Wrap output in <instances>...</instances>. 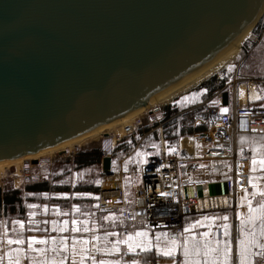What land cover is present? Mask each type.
I'll list each match as a JSON object with an SVG mask.
<instances>
[{
	"label": "water",
	"instance_id": "95a60500",
	"mask_svg": "<svg viewBox=\"0 0 264 264\" xmlns=\"http://www.w3.org/2000/svg\"><path fill=\"white\" fill-rule=\"evenodd\" d=\"M263 12L264 0H0V165L149 109Z\"/></svg>",
	"mask_w": 264,
	"mask_h": 264
},
{
	"label": "built area",
	"instance_id": "2783aa9c",
	"mask_svg": "<svg viewBox=\"0 0 264 264\" xmlns=\"http://www.w3.org/2000/svg\"><path fill=\"white\" fill-rule=\"evenodd\" d=\"M261 31L254 33L246 39L251 45L261 46V56L264 61V12L261 17ZM251 50L244 49L245 57L250 55ZM251 83H264V79L256 77L247 78ZM234 84V83H233ZM236 82L227 89L230 93L236 95ZM226 87L216 92L208 101L195 105L194 107L168 118L164 109V104L150 107L147 114L150 124L157 125L161 131V150L150 158L147 163L140 167L134 166L137 174L140 176V183L135 189V195L132 202L129 203L122 178L117 179L115 172L109 178H116L113 186L103 188L98 197L96 207L101 212H116L117 220L114 223L123 225L122 234L127 236L138 230L146 231L151 235L150 240L154 249L156 244V233L167 232L175 235L183 231L184 220L188 216L199 215L206 212H217L225 209H231L236 213L237 205V170L236 161L238 156L247 154L246 147H238L239 137L243 135L260 134L264 136V106L252 102H241L234 104L232 109L227 112H221L223 108V94ZM189 113L190 120L195 126L197 122H202L206 126L205 131L199 134L195 141L201 143L207 148V151L196 149L195 142L193 150H189L187 145L183 144V138L179 143L178 154H168L166 144L163 139V126L177 118ZM141 115L123 128V138L134 135L145 125V120ZM118 136L117 138H119ZM114 148H108L105 139H103L102 157H108L117 161L113 157ZM221 152L229 155L231 161L229 169L231 170L223 179L225 192L216 193L213 191V185L217 183V177L213 174L214 162L217 161L215 155L210 153ZM77 154V153H76ZM75 152L68 153L67 156L74 157ZM55 156H43L37 160H26L20 169V176L25 183H42L48 180V177L42 173L35 172L34 167L44 168L51 165ZM36 161V163H34ZM204 165V167H201ZM194 178V179H193ZM189 180L192 182L190 183ZM202 181V183H196ZM165 193L166 195H161ZM213 233H217L215 230ZM163 239L161 240V244ZM259 251V250H257ZM177 264L181 257L176 253ZM120 264H124L119 261ZM146 264H171L166 262L162 255H157L155 251L154 258ZM254 264H264L259 257H254Z\"/></svg>",
	"mask_w": 264,
	"mask_h": 264
},
{
	"label": "crops",
	"instance_id": "0c3cea01",
	"mask_svg": "<svg viewBox=\"0 0 264 264\" xmlns=\"http://www.w3.org/2000/svg\"><path fill=\"white\" fill-rule=\"evenodd\" d=\"M253 78V77H252ZM245 99L247 102H252L255 104H259L264 106V83H251L248 81ZM263 84V85H260ZM245 85V84H244ZM259 88V89H258ZM219 91V90H218ZM217 91V92H218ZM200 103L195 104L199 105L208 101L212 96L208 98L202 97L206 90H201ZM228 92V91H225ZM228 98V105L223 108H227L230 111L234 104L238 103L239 100H242V93L239 89L237 90L236 95L234 93H230ZM193 105V106H195ZM200 132L199 134H201ZM238 147H246L248 149L247 154L238 156V160L236 161V170H237V185H238V194H237V205H236V213L234 214L231 209H225L217 212H206L199 215L188 216L184 220L183 227L189 224H193L197 220H202L203 217H223L225 215L228 216L227 223L229 224V239L232 244V254H233V264H235V253L237 247V240L240 238V233L238 229L241 227L240 220L237 219V213L241 214V217L246 216L248 212L247 205L241 203V198L245 195V192L248 193V198L253 201V207L257 205V203L262 199L260 196V191L264 190V170H261L259 165L256 166V170L253 171L252 168V156L253 149L256 150L257 160H259V154L261 151H264V136L260 134H251V135H243L239 137L237 142ZM196 149H200L202 152L207 151V148L201 143L197 142L194 146ZM208 152V151H207ZM213 155L216 156L217 161L214 162L213 166V174L217 177V183L213 185V191L216 193L225 192V185L223 183V179L226 175L231 171L229 166L232 164L231 161L228 160V156L225 153L214 152L211 151ZM116 164V163H115ZM113 164V166L115 165ZM252 176L253 183L256 184V195L253 196V188L252 184L249 183L248 177ZM76 177H74V180ZM194 179V178H193ZM73 185V184H72ZM73 187V186H72ZM80 196L78 193H73V199ZM64 199H68L69 195H63ZM43 198L45 200H50L51 196L49 194H44ZM56 198V196H55ZM62 198V196H60ZM36 207L30 208L33 210H29L28 216L26 219H18L16 221L23 222V227L20 224H15L10 228L3 225V222L0 220L1 231H0V258H3L2 264H8L9 258H15L17 253L14 251L16 248H20L23 251L19 253L20 264H42L44 260H60L61 257H64V264H73V260L76 261V264H79L80 260V245L77 243V254L73 256L72 246L73 240L82 241L87 240V248L88 252L85 253V261L84 264H92L93 259L97 262L100 260L106 261H122L124 264H132L133 261L136 264H146L150 259L154 258L155 249L154 246L149 251H140L137 248L134 252H128L126 244H120L119 247L121 251L119 253H108L105 251L106 249L112 248V242L124 239L126 236L122 234L123 225L115 223L110 224L109 219H105L110 215H107L105 212L100 213L96 211L94 208L93 211L85 212L80 211L77 204H69L68 206H62L60 204L54 203H41L39 206L35 204ZM73 206H75L78 211L73 210ZM96 207V204H94ZM97 208V207H96ZM112 213V212H110ZM75 219L78 222H86L78 223L77 227L83 229L84 227L88 228V231H79L72 232V224L71 221ZM63 221H68V224L63 225ZM208 221H203V224H208ZM211 235L216 239H225L223 235L222 227H218L225 223L222 219H216L212 221ZM60 227H66L65 231H58L57 229ZM184 229V228H183ZM217 233H213L214 231ZM257 230H259V225L257 224ZM142 231V230H138ZM194 233H200L204 231H208L207 227L196 226L192 230ZM106 233H115L116 235H106ZM148 233V232H147ZM149 238L151 235L148 233ZM29 237H35L37 241L45 240L47 243L39 244L34 243L33 249H48L46 253H41L38 251H31L27 247V242ZM93 237H97V239H93ZM24 240L23 244H10V240L15 239ZM61 238L64 239V242L67 244L68 249L66 252H53L51 251L54 245H59ZM262 242H264V238H261ZM163 244V242H162ZM258 249H254L257 251ZM183 259L180 250L177 252ZM7 254V255H6ZM91 256L92 259L87 258ZM166 262H171V258L165 257L162 255ZM254 259V258H253Z\"/></svg>",
	"mask_w": 264,
	"mask_h": 264
},
{
	"label": "rangeland",
	"instance_id": "374dc122",
	"mask_svg": "<svg viewBox=\"0 0 264 264\" xmlns=\"http://www.w3.org/2000/svg\"><path fill=\"white\" fill-rule=\"evenodd\" d=\"M261 19V18H260ZM261 20L258 21V23L255 25L253 28L254 33L258 34L261 31ZM250 37V36H249ZM248 37V38H249ZM246 38V39H248ZM261 44L259 46L256 45H251V43H247L246 40L242 44V49L239 50L238 54L235 56L233 59L231 65L229 67L227 66L225 69L221 70L218 72L217 75L214 76H222V78L225 80L224 87H226V91L229 92V89L227 87L231 88L235 82H236V89H239L240 85V91L242 93V100L241 102H246L245 99V93L247 88L248 81H239L238 79H249L252 77H256L259 79H264V61L261 56ZM244 49L246 50H251L250 55L248 57H245V52ZM234 83V84H233ZM245 84V85H244ZM263 85V84H260ZM197 88L194 87L187 92L178 95L176 98H174L171 102L166 103L164 105V109L168 107H171L175 105L179 113H183L184 111L194 107L193 105L200 103L202 100H200V94L201 92L197 91ZM259 89V88H258ZM187 97L188 99L185 100L184 98ZM142 116L145 120V125L142 127L140 130H138L134 135L128 136L124 138L122 141L117 142L118 151H113V157L117 158L116 164L112 167L113 172H115V175L118 176L117 179L122 178L123 184L125 187L127 199L130 202H132L134 195H135V189L137 185L140 183V176L137 174L136 170L134 169V166L140 167L144 163H147L151 157L156 156L160 150H161V131L159 127L157 128V125L150 124L147 114H143ZM179 123L182 128L186 129L187 132L183 133L178 139L173 142L167 139V134H166V126L168 123H166L163 126L162 129V135L163 139L166 144V150L168 154H178L179 152V143L182 141L183 138H193L191 141H188L187 143L185 142L184 145H187L189 147V150H193L194 142L195 145L197 144L196 138L199 137V133H197L194 129L197 127V125L202 124V122H197L195 126H192L191 118L189 116V113L185 114L184 116H179ZM120 128H116L111 134H114V132H118ZM192 130V131H190ZM118 133H115L113 136H117ZM105 136L100 135L96 137H91L88 138L81 143L82 145L76 147L75 149L69 150L65 153H59V154H54L53 156L56 155V157L53 158L54 162L44 168H39V167H34L35 172L42 173L46 177H48V180H44L43 182H47L49 184H53L52 177L54 173H58L62 171V167L68 166L71 169V165H69L68 160H71L72 157L67 156L68 153H79L82 150L85 149H90L92 147H99L101 150L102 154V147H103V139ZM106 139V137H105ZM190 142V143H189ZM153 145H156V147H153ZM169 148H174L175 151L170 152L168 149ZM137 152L143 153L142 157H138L136 154ZM143 161V162H142ZM127 162V163H126ZM68 164V165H67ZM23 165V164H22ZM22 165L15 166V165H7L5 166L4 169L0 170V188L2 189H24L28 185H33L37 183H25L23 178H21L20 174V169ZM18 167V168H17ZM125 168H127V171H125ZM69 172V176L65 177L61 181H59L62 184H69L71 185V188L74 187V185L77 182H92L95 186L99 187V195L100 192L103 188H106L107 186H113L116 181V178H109L111 175H105L102 170V163L100 167H93L91 169H85L79 172L72 171ZM74 177L76 179L74 180ZM127 178V179H126ZM96 181H99V183H96ZM42 182V183H43ZM57 181V183H59ZM73 184V185H72ZM73 186V187H72ZM75 193V192H73ZM73 193H64V194H59V193H48L50 196H56L60 197L62 196V199H64L63 195L68 196L69 198L67 200L64 199V201H69L71 202L73 199ZM79 198L81 197H87L86 194H79ZM91 196H94L92 194H89ZM98 195V194H97ZM95 196V203L98 202V196ZM41 200H39L40 202ZM45 202L50 203V200H46ZM38 206L41 204L36 203ZM35 205V204H33ZM96 211L100 210L96 207H94ZM29 210H33L30 209ZM102 213V212H100ZM109 216V222L110 224H115L113 221L117 220L118 216L116 212H107L106 213ZM17 219H13L9 222L6 221V219H2L1 221L3 222V225L10 228L11 226H14L15 223L13 221H16ZM119 224V223H118ZM0 231H1V224H0Z\"/></svg>",
	"mask_w": 264,
	"mask_h": 264
},
{
	"label": "snow or ice",
	"instance_id": "6c2138e0",
	"mask_svg": "<svg viewBox=\"0 0 264 264\" xmlns=\"http://www.w3.org/2000/svg\"><path fill=\"white\" fill-rule=\"evenodd\" d=\"M185 100L188 98L185 97ZM220 111L227 112V108H221ZM156 147V145H153ZM170 152L175 151L174 148L168 149ZM138 157H142L143 153L137 152ZM260 158L257 160L256 150L253 149L252 156V170H256V166L259 165L261 170H264V151H261L259 154ZM143 162V161H142ZM127 163V162H126ZM115 164V161H113ZM204 167V165H201ZM127 171V168H125ZM127 179V178H126ZM253 177L249 176L248 181L252 184L253 192L252 195H256V184L253 183ZM191 183L192 181L189 180ZM99 183V181H96ZM196 183H202V181H196ZM161 195H166L165 193H161ZM260 196L262 199L257 203L255 207H253V201L248 198V193L245 192V195L241 198V203L247 205L248 212L246 216L241 217L240 213H237V219L240 220L241 227L238 229L240 233V238L237 240V247L235 253V264H254V257H259L261 261H264V242H262L261 238H264V190L260 191ZM30 208L36 207V205H29ZM74 211H78V209L73 206ZM108 219V217H105ZM216 219H222L225 221L222 225L218 227H222L223 235L225 239H216L211 235L212 221ZM203 221H208V224H203ZM228 216L225 215L223 217H208L205 216L202 220H197L193 224L186 225L182 232L177 233L175 235H171L167 232H158L156 233V244L155 251L157 255H163L165 257L171 258V264H177L175 259L176 252L179 249L183 259L179 262V264H233V254H232V244L229 239H227L230 235L229 233V224L227 223ZM15 224H20L23 227V222L21 221H13ZM78 223L86 222H78L73 219L71 221L72 232L79 231H88L87 227L83 229L78 228ZM68 221H63V225H67ZM257 224L259 225V230H257ZM196 226L207 227L208 231L194 233L191 230ZM58 231L67 230L66 227H60L57 229ZM106 235H116L115 233H106ZM93 239H97V237H93ZM163 239V244H161V240ZM10 244H23L24 240L15 239L10 240ZM45 244L47 241L39 240L37 241L35 237H29L27 242V247L31 251H38L41 253H46L49 251L48 249H33V244ZM79 243L80 245V260L79 264H84L85 261V253L88 252L87 240L76 241L73 240L72 253L73 256L77 254L76 245ZM126 244L128 252H134L137 248L140 251H149L153 248V243L150 240L148 233L146 231H136L134 233H129L124 239L117 240L112 242V248L106 249L108 253H119L121 251L119 245ZM68 249L67 244L64 242V239L61 238L59 245H54L51 249L53 252H66ZM254 249H258L259 251H254ZM17 253L15 258H9L8 264H20L19 253L23 250L20 248H16L14 250ZM7 255V254H6ZM87 258L92 259L91 256ZM64 257H61L60 260H44L42 264H64ZM3 258H0V264H2ZM73 264H76V261L73 260ZM92 264H120L119 261H106L100 260L96 261L93 259ZM132 264H136L135 261Z\"/></svg>",
	"mask_w": 264,
	"mask_h": 264
},
{
	"label": "trees",
	"instance_id": "16d2710c",
	"mask_svg": "<svg viewBox=\"0 0 264 264\" xmlns=\"http://www.w3.org/2000/svg\"><path fill=\"white\" fill-rule=\"evenodd\" d=\"M225 80L222 76H213L207 81L201 83L197 86V91L206 90V93L202 96L208 98L214 95L218 90L224 87ZM166 114L168 118L174 117L179 114L178 108L173 105L166 109ZM179 116L171 120L166 126L167 139L175 142L178 137L187 130L182 128L179 123ZM206 126L203 124L197 125L195 131L197 133L204 132ZM192 131V130H190ZM201 133V134H202ZM117 146V145H116ZM114 147L115 151H118V147ZM102 154L99 147H92L90 149H85L77 153L71 160H68L71 169L68 166L62 167V171L54 173L52 180L53 184L47 182L37 183L33 185H28L24 189H2L0 188V220L6 219L7 222L15 219H26L29 213V205L36 203H44L46 200L43 198L44 194L48 193H78L86 194L87 197L77 196V198L72 199L71 202L64 201L60 197L51 196L50 202L54 204H60L62 206H68L69 204H77L80 211L90 212L94 210L95 196L99 195V187L95 186L92 182H77L73 188L69 184H62L59 181L69 176V172L75 171L79 172L85 169H91L93 167H100L102 163ZM68 165V164H67ZM70 173V175H71ZM57 181L59 183H57ZM92 194L94 196H91ZM97 195V196H98ZM61 196V195H60ZM39 200H41L39 202ZM67 200V199H65Z\"/></svg>",
	"mask_w": 264,
	"mask_h": 264
},
{
	"label": "bare ground",
	"instance_id": "6f19581e",
	"mask_svg": "<svg viewBox=\"0 0 264 264\" xmlns=\"http://www.w3.org/2000/svg\"><path fill=\"white\" fill-rule=\"evenodd\" d=\"M253 28L248 29L246 32H244L226 51H224L219 57H217L214 61H212L210 64L193 74L192 76L188 77L184 81L180 82L179 84L175 85L174 87L170 88L169 90L165 91L161 95L157 96L155 99H153L150 103V107H154L155 105H161L171 102L174 98H176L178 95L183 94L187 92L188 90L200 85L201 83L207 81L214 75H217L219 71L225 69L227 66L231 65L233 59L238 54L239 50L242 49V44L251 35V31ZM199 87V86H198ZM149 107V108H150ZM148 110V109H147ZM147 110L140 111L138 113H134L126 118L120 119L118 121L113 122L112 124H109L105 127H102L100 129H97L96 131H93L92 133H89L85 136L79 137L77 139L71 140L69 142L60 144L58 146H55L53 148H50L46 151H43L41 153L29 156L27 158L22 159H15L13 161L4 163L0 165V170L4 169L7 165H15V166H21L25 163L26 160H37L38 158H41L43 156H53L55 153H65L69 150L75 149L76 147L82 145V141L91 138L103 135L107 147L113 149L120 138H123L124 134L122 133V130L125 126L130 125L134 119L137 117H140L141 115L145 114ZM117 136H113L114 134H111L116 128H120ZM113 130V131H112ZM112 131V132H111ZM120 136L119 138H117ZM191 140L185 139L183 141V144ZM190 143V142H189ZM199 151H201L198 148ZM18 168V167H17ZM108 187V186H107Z\"/></svg>",
	"mask_w": 264,
	"mask_h": 264
}]
</instances>
